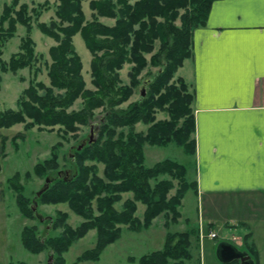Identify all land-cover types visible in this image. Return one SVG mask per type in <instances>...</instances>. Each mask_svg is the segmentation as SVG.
<instances>
[{"label": "trees", "instance_id": "1", "mask_svg": "<svg viewBox=\"0 0 264 264\" xmlns=\"http://www.w3.org/2000/svg\"><path fill=\"white\" fill-rule=\"evenodd\" d=\"M213 1L56 0L54 17L47 23L39 21L50 10L47 0L31 8L19 4V0L4 4L0 12V88L2 73L34 69L37 62L31 38L34 22L55 44L48 50L49 63L45 62L48 85L37 80L39 69L35 68L26 89L16 99L17 109L0 113V130L23 124L24 132L34 128L52 132L56 128L64 136L76 133L80 126H88L96 110L102 109L104 113L99 139L81 150L72 149L74 171L66 182V177L59 173L54 180L49 177L52 183L40 197L34 196L30 201L23 195L20 175L7 178L16 196V207L24 218H35L33 200L42 205L65 204L75 216L82 218L78 226L71 227L69 214L57 211L56 218L48 221L51 231L62 230L56 236L40 237L35 226L24 227L20 237L28 253H46L47 259L53 256L52 264H66L64 255L69 248L95 230L93 248L83 251L71 264L82 261L97 264L105 248L119 240L122 227L140 233L150 228L159 216L166 218V227L181 217L182 199L190 189L197 193L195 181L190 182L186 177L187 166L164 159L147 168L143 148L146 144L160 147L174 143L183 153L195 155V117L191 105L194 96L185 81L175 78V74L184 60L190 58L192 32L206 24ZM83 2H88L90 21L82 11ZM100 18L110 19L112 24H105ZM176 21H180L179 26ZM18 25L25 28V34L20 38L18 53L5 62L1 47L12 39ZM75 34L80 35L91 54L92 88L84 81L83 64L73 45ZM124 65L130 66L128 84L121 80ZM147 68L156 72L147 73L145 97L141 98L139 92V100L122 107L141 85L140 76ZM78 99L82 100L81 106L69 110ZM159 113L164 118L158 119ZM138 123L147 127L146 132L135 131ZM19 138H22L20 133L12 141ZM54 146L50 158L33 167L35 176L42 178L58 171L59 144ZM30 176L31 172L25 175L27 179ZM126 194L131 196L123 200ZM139 202L145 207L141 218L135 215ZM120 203L118 209L116 205ZM251 237L250 233L243 237L242 251L258 264V252ZM198 243L197 230L167 231L160 250L139 259L130 257L128 261L188 264L192 246Z\"/></svg>", "mask_w": 264, "mask_h": 264}, {"label": "rangeland", "instance_id": "2", "mask_svg": "<svg viewBox=\"0 0 264 264\" xmlns=\"http://www.w3.org/2000/svg\"><path fill=\"white\" fill-rule=\"evenodd\" d=\"M11 0H0V12L2 11L4 4H9ZM46 0H19V4H28L31 8L37 3H43ZM50 3V10L42 14L40 22L47 23L51 18L54 17L53 12L56 7V0H47ZM82 11L86 16V20L90 21L92 19V13L88 8V2H83ZM184 11H181L183 13ZM105 24H112L110 19H99ZM36 22L33 23V30L31 32V38L35 43V51L37 55V62L35 68H38L37 80L43 81L48 85V77L46 75L45 62L49 63L48 50L49 47L54 45V40L44 36L35 26ZM180 25V21H176V26ZM25 34V28L18 25L17 31L7 43L1 47V58L3 61L8 62L13 54L18 53L20 38ZM73 45L75 50L83 64V77L88 88H92L90 85V63L91 54L83 42V39L79 34H75L73 37ZM192 53V45H191ZM192 57L185 59L190 60ZM183 62V64H184ZM181 65V67L183 66ZM129 65H124L121 69V80L124 84H128V69ZM180 67V68H181ZM178 68V71L180 70ZM28 68L24 70H19L12 74L10 72L2 73L1 91H0V113L6 110L17 109V98L26 89L29 79L32 77V73ZM177 71V72H178ZM156 70L154 68H147L145 72L140 76L141 85L134 89L133 96L131 99L124 103L122 107L127 106L129 103H134V101L139 100L140 87L143 85L144 81L148 79L147 73H154ZM176 72L175 78L178 73ZM184 81V80H183ZM186 83V81H185ZM187 87L188 84L186 83ZM188 91L191 93L190 88ZM193 94V93H192ZM82 100L78 99L73 107L69 110H76L81 106ZM192 105V104H191ZM193 110V109H192ZM103 110L99 109L95 111L94 118L91 119L88 126H80L76 133H69L62 136L58 133L56 128L52 132L48 131H38L36 128L24 132L23 124H16L11 128H4L0 130V264H18L20 262H25L26 264H46L47 254H30L28 253L22 243H21V232L24 227L35 226L40 237L44 234H51L56 236L62 230L56 229V231L50 230V219L56 218L57 211H63L69 214L68 223L71 227H76L82 221L81 217L75 216L65 204H37V212L46 218L44 223H40L37 219H27L24 218L15 203V193L7 183V178H11L16 174L20 175L19 184L24 187L23 195L30 201L36 193L44 185L45 178L57 177L59 172H66L67 170L73 173V168L71 166V161L74 160L73 148L77 147L78 144L84 140L88 139L90 134V125L92 126V133L96 137V141L99 139L100 135V122L103 117ZM158 119L164 118V114L159 113L157 115ZM146 126L138 123L135 125V131L146 132ZM20 133L22 138L17 139L13 142L12 139L16 134ZM4 141V144H3ZM95 141V142H96ZM59 144L56 152L58 155V171L53 175L39 178L33 174V167L41 163L44 160L50 158L55 144ZM143 153L145 154L144 166L147 168L152 167L155 163L161 162L164 159L175 160L180 164L187 166L186 177L190 182L195 181V167L193 164L192 155L183 153V150L175 145L174 143L155 147L146 144L143 148ZM102 169V165L99 166ZM29 179L25 177L26 173H30ZM54 180V179H53ZM52 180V181H53ZM130 194L123 195V200L130 197ZM243 202V207L239 209V215L247 220L249 227L243 228L241 226H225L226 224H221L220 226L213 227V230H209L207 224L200 226L202 215L206 217L211 211L206 207V200H202L197 197V193L190 189L184 198L182 199L181 206L179 207V212L181 217L175 224H168V227L164 225L166 218L164 216H159L152 221L151 227L140 231V233H134L122 227V233L116 243L111 244L105 248L97 264H136L129 260V257L139 259L143 255L153 253V251L160 250L164 244L165 234L167 231L172 233L176 232H187L188 230L194 229L198 231L199 243L197 246L193 244L192 246V259L188 264H199L200 260L204 259L206 264H220L216 257L217 245L222 242H231L236 246L239 251H242L245 246H243V237L245 234L252 233L254 231L257 239L264 244V224L259 221V216H264V196H250L246 195L241 198ZM34 202V200H33ZM121 204H117L118 209L121 208ZM33 203L31 204V206ZM144 205L140 202L137 204L136 216L142 217V212L144 210ZM210 211V212H207ZM216 212V211H212ZM220 214V216L226 215V212L222 213H212ZM50 221V222H48ZM167 223V222H166ZM47 226H49L47 228ZM201 228V229H200ZM214 233L217 238L210 239L208 234ZM96 233L95 230L89 232L85 237L81 238L79 241L75 242L69 251L64 255L66 264H71L75 261L77 257L81 255L83 251L92 249L95 245ZM80 264H90L89 262H81Z\"/></svg>", "mask_w": 264, "mask_h": 264}, {"label": "crops", "instance_id": "3", "mask_svg": "<svg viewBox=\"0 0 264 264\" xmlns=\"http://www.w3.org/2000/svg\"><path fill=\"white\" fill-rule=\"evenodd\" d=\"M210 8L177 72L194 96V180L211 211L200 226L247 228L241 198L264 196V0H214ZM251 234L264 264V244Z\"/></svg>", "mask_w": 264, "mask_h": 264}, {"label": "water", "instance_id": "4", "mask_svg": "<svg viewBox=\"0 0 264 264\" xmlns=\"http://www.w3.org/2000/svg\"><path fill=\"white\" fill-rule=\"evenodd\" d=\"M149 81H146L143 83V85L140 87V95L141 98L145 97V91H146V86ZM96 137L92 133V126L90 125V134L88 136V139L82 140L78 146L76 147V150H81L83 147H85L88 144L95 143ZM70 175V171L67 170L66 172H59V176H65L66 178L64 181L66 182L68 180V177ZM51 180L47 177L44 180V185L42 188L36 193V197H40L41 194L48 188L49 184H51ZM32 210L34 212L35 218L40 222L44 223L46 220L45 217L40 215L37 212V203L36 201L33 202V205L31 206ZM49 226H47L48 228ZM216 257L219 260L220 263L222 264H229L231 262H237L239 261V264H254L253 260L243 251H239L237 248L232 246L231 244L227 242H222L217 245V250H216ZM53 261V256L50 255L47 259L46 264H52Z\"/></svg>", "mask_w": 264, "mask_h": 264}, {"label": "built area", "instance_id": "5", "mask_svg": "<svg viewBox=\"0 0 264 264\" xmlns=\"http://www.w3.org/2000/svg\"><path fill=\"white\" fill-rule=\"evenodd\" d=\"M208 237H209L210 239H215V238H217V235H215V234L212 232V233L208 234Z\"/></svg>", "mask_w": 264, "mask_h": 264}]
</instances>
